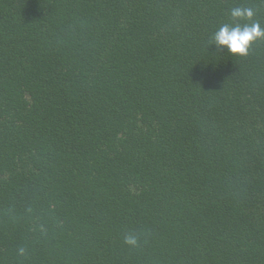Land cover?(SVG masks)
<instances>
[{"label":"trees","instance_id":"obj_1","mask_svg":"<svg viewBox=\"0 0 264 264\" xmlns=\"http://www.w3.org/2000/svg\"><path fill=\"white\" fill-rule=\"evenodd\" d=\"M253 24L264 0H0V264H264V37L215 41Z\"/></svg>","mask_w":264,"mask_h":264},{"label":"clouds","instance_id":"obj_2","mask_svg":"<svg viewBox=\"0 0 264 264\" xmlns=\"http://www.w3.org/2000/svg\"><path fill=\"white\" fill-rule=\"evenodd\" d=\"M252 14L250 9L236 8L232 11L234 17L247 16L250 18ZM259 37H264V29H261L259 24H253L243 28L237 26L231 29L225 25L215 34V41L218 45L227 46L232 53L243 55L246 54L250 42ZM126 242L135 244L136 240L132 237H126Z\"/></svg>","mask_w":264,"mask_h":264}]
</instances>
